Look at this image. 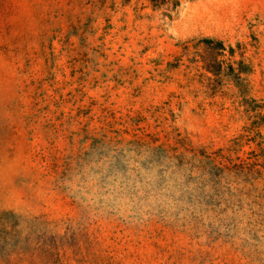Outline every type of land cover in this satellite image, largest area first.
Returning <instances> with one entry per match:
<instances>
[{
    "label": "rangeland",
    "instance_id": "obj_1",
    "mask_svg": "<svg viewBox=\"0 0 264 264\" xmlns=\"http://www.w3.org/2000/svg\"><path fill=\"white\" fill-rule=\"evenodd\" d=\"M0 264H264V0H0Z\"/></svg>",
    "mask_w": 264,
    "mask_h": 264
}]
</instances>
